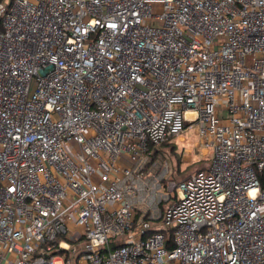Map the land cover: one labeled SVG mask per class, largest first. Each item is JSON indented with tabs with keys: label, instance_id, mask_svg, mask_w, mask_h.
Wrapping results in <instances>:
<instances>
[{
	"label": "built area",
	"instance_id": "1",
	"mask_svg": "<svg viewBox=\"0 0 264 264\" xmlns=\"http://www.w3.org/2000/svg\"><path fill=\"white\" fill-rule=\"evenodd\" d=\"M57 261L264 264V0H0V264Z\"/></svg>",
	"mask_w": 264,
	"mask_h": 264
},
{
	"label": "rangeland",
	"instance_id": "2",
	"mask_svg": "<svg viewBox=\"0 0 264 264\" xmlns=\"http://www.w3.org/2000/svg\"><path fill=\"white\" fill-rule=\"evenodd\" d=\"M9 0H4V3H7ZM199 137L196 133L195 126H188L183 132L174 136L170 140V146L166 147L167 152L169 148L174 146L176 150H184V155L190 157L188 162H182L179 170V167H176L174 164L173 178L179 179L192 171H195L200 168L210 167L213 159V153L211 149L206 154L202 151V147L198 146ZM180 171V173H178ZM55 264H61L57 261Z\"/></svg>",
	"mask_w": 264,
	"mask_h": 264
},
{
	"label": "trees",
	"instance_id": "3",
	"mask_svg": "<svg viewBox=\"0 0 264 264\" xmlns=\"http://www.w3.org/2000/svg\"><path fill=\"white\" fill-rule=\"evenodd\" d=\"M170 145V142H167ZM170 154L173 158L174 164H176L177 167H179L181 163V152L180 150H176L174 146L170 147ZM165 238H166V244L167 246H171V233L168 231L165 232Z\"/></svg>",
	"mask_w": 264,
	"mask_h": 264
}]
</instances>
